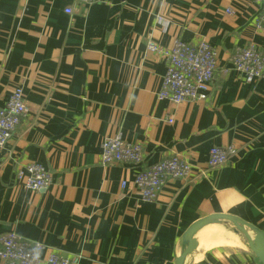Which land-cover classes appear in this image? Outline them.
I'll list each match as a JSON object with an SVG mask.
<instances>
[{"label":"crops","instance_id":"crops-1","mask_svg":"<svg viewBox=\"0 0 264 264\" xmlns=\"http://www.w3.org/2000/svg\"><path fill=\"white\" fill-rule=\"evenodd\" d=\"M262 10L254 0H0V109L16 87L28 106L0 149V234L43 243L44 258L175 264L180 235L207 215L264 231V77L247 82L232 63L238 47L264 52ZM203 39L217 53L208 99L159 98L166 63L148 42ZM117 132L143 145L145 165L181 155L189 177L144 200L135 183L142 164L102 163V142ZM214 146L236 152L212 167ZM31 162L51 172L48 188L25 186ZM194 239L189 264H262L244 236L218 224Z\"/></svg>","mask_w":264,"mask_h":264},{"label":"built area","instance_id":"built-area-1","mask_svg":"<svg viewBox=\"0 0 264 264\" xmlns=\"http://www.w3.org/2000/svg\"><path fill=\"white\" fill-rule=\"evenodd\" d=\"M92 3L106 0H79ZM263 5L256 18L255 26L264 32V0H254ZM72 13L71 8L66 9ZM148 48L160 54L166 63L162 89L158 96L172 102L207 100L217 71L216 49L205 39L192 44L178 40L171 48L162 47L154 41ZM232 63L247 82L264 77V52L256 44L250 43L235 49ZM28 106L25 93L16 87L7 104L0 109V149L5 148L13 138L22 119L27 115ZM171 122L172 119H169ZM102 163H133L143 165L135 183L144 200H153L171 179H187L192 171L191 164L181 155H169L147 164V156L141 143H131L123 139L120 132L106 137L102 142ZM236 152L234 146H214L209 152V165L219 167L228 162ZM25 186L34 190L46 189L52 182V175L43 165L31 162L27 166ZM24 172L20 171L19 176ZM125 185V182H123ZM44 244L22 237L15 232L0 234V259L5 264H79L78 255L63 256L52 252L46 258L41 256Z\"/></svg>","mask_w":264,"mask_h":264},{"label":"water","instance_id":"water-1","mask_svg":"<svg viewBox=\"0 0 264 264\" xmlns=\"http://www.w3.org/2000/svg\"><path fill=\"white\" fill-rule=\"evenodd\" d=\"M211 224H218L226 230L244 236L248 247L264 264V231L235 215L226 213L207 215L191 222L180 235L175 264H189V257L198 245L194 235L204 226Z\"/></svg>","mask_w":264,"mask_h":264},{"label":"bare ground","instance_id":"bare-ground-1","mask_svg":"<svg viewBox=\"0 0 264 264\" xmlns=\"http://www.w3.org/2000/svg\"><path fill=\"white\" fill-rule=\"evenodd\" d=\"M230 233V232H229ZM212 235H213V233H211ZM199 236H200V233H199ZM202 236V235H201ZM230 236V235H229ZM233 236H235V235H233ZM219 237V236H218ZM226 237H228V236H226ZM230 238V237H229ZM214 239V238H213ZM216 239V238H215ZM222 239V238H221ZM226 239V238H225ZM237 239V238H236ZM227 240V239H226ZM238 240V239H237ZM224 241V240H223ZM230 241V240H229ZM234 243V242H233Z\"/></svg>","mask_w":264,"mask_h":264}]
</instances>
